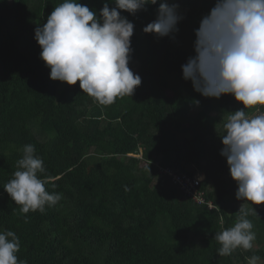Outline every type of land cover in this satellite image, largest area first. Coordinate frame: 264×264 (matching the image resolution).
I'll list each match as a JSON object with an SVG mask.
<instances>
[{"label": "trees", "instance_id": "trees-1", "mask_svg": "<svg viewBox=\"0 0 264 264\" xmlns=\"http://www.w3.org/2000/svg\"><path fill=\"white\" fill-rule=\"evenodd\" d=\"M63 0H0V231L20 240L27 264H264V204L236 199L220 136L230 94L196 92L182 65L195 56V30L215 0H168L183 17L178 32L145 33L156 5L135 15L129 68L141 77L132 96L100 105L75 85L50 79L35 29ZM99 14L111 0H79ZM249 109V108H248ZM42 158L46 190L61 199L43 212L22 213L4 190L23 147ZM160 166L204 178L206 202H195ZM208 202L212 204L209 207ZM249 211L250 250L218 255L216 233ZM253 208L255 209L254 212Z\"/></svg>", "mask_w": 264, "mask_h": 264}, {"label": "clouds", "instance_id": "clouds-1", "mask_svg": "<svg viewBox=\"0 0 264 264\" xmlns=\"http://www.w3.org/2000/svg\"><path fill=\"white\" fill-rule=\"evenodd\" d=\"M111 2L114 7L106 2L97 14L79 0H63L46 23L35 29L34 36L42 49L40 58L50 68V79L68 85L79 81L83 93L105 106L132 96L141 84V77L128 66L134 24L121 12L135 15L158 0ZM178 8L177 3L159 0L156 19L143 31L157 37L178 32L177 24L183 19ZM195 36V56L182 65L183 79L190 80L194 90L205 97L230 94L243 104L223 125L220 155L226 158L230 176L237 183L236 199L264 204V111L251 117L245 112L264 108V0H215ZM44 172L35 146L25 145L17 170L3 187L22 213L43 212L46 205L61 199L60 194L46 190L48 181L39 175ZM238 212L235 224L214 236L221 245L220 256L238 248L250 250L256 240L249 211L241 205ZM19 249L14 231H0V264H27L18 260ZM259 259L253 255L247 262L257 264Z\"/></svg>", "mask_w": 264, "mask_h": 264}, {"label": "built area", "instance_id": "built-area-1", "mask_svg": "<svg viewBox=\"0 0 264 264\" xmlns=\"http://www.w3.org/2000/svg\"><path fill=\"white\" fill-rule=\"evenodd\" d=\"M160 171L162 174L167 175L170 180L176 183L185 193L197 203L206 202L203 197V192L198 189L203 175L199 172L194 174H188L187 172H179L171 166H160ZM209 207H212V204L208 202Z\"/></svg>", "mask_w": 264, "mask_h": 264}, {"label": "rangeland", "instance_id": "rangeland-1", "mask_svg": "<svg viewBox=\"0 0 264 264\" xmlns=\"http://www.w3.org/2000/svg\"><path fill=\"white\" fill-rule=\"evenodd\" d=\"M259 111H264V108H261V109H258V108L245 109L246 115H248L249 117L259 114Z\"/></svg>", "mask_w": 264, "mask_h": 264}]
</instances>
